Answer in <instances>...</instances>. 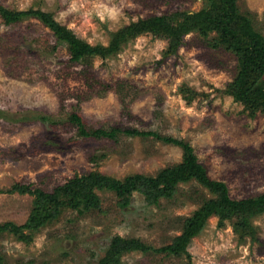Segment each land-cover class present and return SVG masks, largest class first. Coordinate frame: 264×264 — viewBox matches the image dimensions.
<instances>
[{
  "label": "rangeland",
  "instance_id": "rangeland-1",
  "mask_svg": "<svg viewBox=\"0 0 264 264\" xmlns=\"http://www.w3.org/2000/svg\"><path fill=\"white\" fill-rule=\"evenodd\" d=\"M11 11H41L93 47H109L126 27L155 16L176 26L208 9L209 0H0ZM264 35V0H239ZM67 43L38 18L6 24L0 15V225L25 224L46 206L16 184L54 194L77 176L99 172L124 180L156 177L180 164L183 150L156 137L84 138L70 121L88 127L154 131L189 143L210 179L233 200L264 193V111L237 102L234 52L215 32L200 29L180 45L165 33H144L111 55L71 64ZM254 112V113H253ZM60 193L58 216L41 228L0 234V264H264V213L242 226L219 209L199 226L181 256L161 249L182 237L196 213L217 195L196 180L180 182L170 198L143 191L120 207L116 194L94 189ZM82 201V205L75 207ZM53 205V203H50ZM118 239L138 248L115 255Z\"/></svg>",
  "mask_w": 264,
  "mask_h": 264
},
{
  "label": "trees",
  "instance_id": "trees-1",
  "mask_svg": "<svg viewBox=\"0 0 264 264\" xmlns=\"http://www.w3.org/2000/svg\"><path fill=\"white\" fill-rule=\"evenodd\" d=\"M209 8L200 12L190 14L179 13L183 18L174 26L166 20L165 16H155L146 20L134 23L115 37V41L109 47H93L78 37L72 30L60 25L55 19L41 11H11L0 6V15L6 24H13L25 17H36L43 24L49 27L59 39L68 44L71 53V64H88L94 55H111L119 50V46L127 40L136 38L144 33H165L171 37L178 46L184 35L194 30L204 32H215L220 38V44L235 53L238 59V72L233 81V95L237 102L247 107L261 109L264 111V35L255 27L250 12H243L239 6V0H209ZM254 113V112H253ZM70 121L77 128L78 134L84 138L103 139L117 141L120 135L129 136H153L167 144L178 145L183 150V159L180 164L163 169L156 177H147L136 174L126 177L124 180L111 178L99 172H90L77 176L63 187L57 188L54 194H47L41 189H32L31 185L16 184L11 192L21 195H36L46 206L41 210L37 208L28 221L17 226L13 223L0 225V234L3 232H14L19 234L22 240L29 235L25 232L37 230L54 220L58 214L62 202L59 194L81 196L89 206L99 203L87 195L88 191L94 189L106 190L116 194L120 207L129 205L131 195L136 191L145 192L148 198L172 197L176 191V185L180 182L196 180L204 187L210 189L217 195V200L205 204L197 213L194 219L186 227L182 237L177 238L172 244L161 249L168 255L181 256L187 252V246L191 238L198 233L199 226L212 213L219 209H225L228 215L238 214L241 225H250L249 218L264 213V193L256 197L233 200L222 181L209 178L205 167L199 162L193 147L184 141L171 136H164L154 131H141L138 129L121 127H88L79 113H72ZM50 203H53L50 204ZM82 205V201L75 204V207ZM115 255H121L138 248L148 249L137 240L118 239L114 243ZM104 261L101 264H117Z\"/></svg>",
  "mask_w": 264,
  "mask_h": 264
}]
</instances>
